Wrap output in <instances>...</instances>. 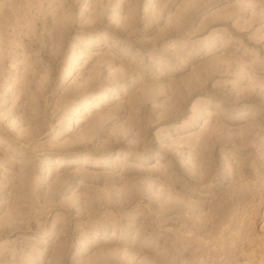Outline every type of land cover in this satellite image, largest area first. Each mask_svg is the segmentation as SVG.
Instances as JSON below:
<instances>
[{
    "label": "rangeland",
    "instance_id": "1",
    "mask_svg": "<svg viewBox=\"0 0 264 264\" xmlns=\"http://www.w3.org/2000/svg\"><path fill=\"white\" fill-rule=\"evenodd\" d=\"M0 139V264L262 242L264 0H0Z\"/></svg>",
    "mask_w": 264,
    "mask_h": 264
},
{
    "label": "bare ground",
    "instance_id": "2",
    "mask_svg": "<svg viewBox=\"0 0 264 264\" xmlns=\"http://www.w3.org/2000/svg\"><path fill=\"white\" fill-rule=\"evenodd\" d=\"M106 98V96L105 97H102L101 99H100V103H99V107H100V105H101V102H103V100ZM93 107V106H92ZM87 110V109H86ZM86 112H85V110H84V114H85ZM83 114V113H82ZM87 114V113H86ZM68 131V130H67ZM1 140V139H0ZM1 142V141H0ZM151 157V156H150ZM141 158L142 159H144V160H146V159H148V157H144V156H141ZM52 161V160H51ZM98 161V160H97ZM100 161V160H99ZM95 162V161H94ZM56 165L58 166V167H62V166H64V162H62V161H57L56 160ZM97 163H99V162H95V164H97ZM238 190H239V188H238ZM256 211V210H255ZM257 212V211H256ZM255 212V213H256ZM254 213V212H253ZM251 214V213H250ZM255 214H252V216L249 218L248 217V220H247V223H249V224H252L253 225V223H254V221H255V216H254ZM257 215V214H256ZM250 216V215H249ZM244 219V218H243ZM243 222V221H242ZM243 225H245V224H243ZM247 225V224H246ZM248 226V225H247ZM254 226V225H253ZM248 229H249V227H248ZM252 229V228H251ZM254 229V228H253ZM239 231H241V230H239ZM97 232V231H96ZM225 233L226 232H222V236H224L225 235ZM97 234V233H96ZM248 235V234H247ZM226 237V236H225ZM225 237H219L218 238V240H216V246L218 247V250L214 253V255H212V253H208L211 257H210V261L212 262V263H215V264H222V262L223 261H225L228 257H230L229 255H233L234 256V264H264V251H261L260 252V254L259 255H257V258H258V260H257V258H255L256 256H254V254L256 253V252H258L256 249H252V251L254 252L253 253V258L252 257H250L249 256V254H247L245 251H247V247L246 246H250V248L249 249H251V248H253L254 246L256 247H258V250L260 249L259 248V246L258 245H260V247H262V249H263V245H262V242L264 241H262V242H260V243H258V241H256V240H252V239H248L247 240V238H249L248 236H247V238L246 237H244L243 239H240V243L238 242V239L237 238H235V239H233L232 241H231V243H229V242H227V239H225ZM253 238V237H252ZM253 239H255V238H253ZM257 240H259L258 239V237L256 238ZM261 239H263V238H261ZM246 241V242H245ZM239 243V244H238ZM239 245V247H236V246H238ZM251 245L253 246V247H251ZM262 245V246H261ZM207 247H209V246H207ZM238 249V251H237V249ZM243 248H245L244 250H243ZM241 249V251H243L242 253H243V255L241 254V255H239L240 253H239V250ZM207 250H210V249H206V253L208 252ZM261 250V249H260ZM264 250V249H263ZM217 254H219V256L217 255ZM208 255V256H209ZM250 255H252V254H250ZM215 256H218L217 257V260L214 258ZM231 258V257H230ZM229 259V258H228ZM232 259H233V257H232ZM256 259V260H255ZM182 261V260H181ZM199 261V260H198ZM200 262V261H199ZM202 262V261H201ZM231 263V262H230ZM198 264V263H197Z\"/></svg>",
    "mask_w": 264,
    "mask_h": 264
}]
</instances>
